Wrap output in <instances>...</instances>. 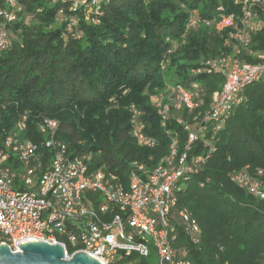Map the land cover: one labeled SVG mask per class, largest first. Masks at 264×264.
Masks as SVG:
<instances>
[{"label":"trees","instance_id":"trees-1","mask_svg":"<svg viewBox=\"0 0 264 264\" xmlns=\"http://www.w3.org/2000/svg\"><path fill=\"white\" fill-rule=\"evenodd\" d=\"M18 2V17L27 22H16L17 17L7 24L12 43L0 51V141L25 114L26 127L18 134L40 145L48 134L39 130V123L54 119L56 136L69 154L89 156V168L114 174L124 188L132 161L151 167L168 151L170 136L160 126L152 97L166 85L188 87L197 81L205 92L199 110H205L223 75L190 70L230 53L226 31L213 28L216 8L222 5L239 15L233 0H110L100 6L96 24L80 9L78 24L68 30L56 14L60 8L68 14L69 2ZM5 6L0 0V8ZM190 17L196 19L192 26ZM253 53L264 54L263 31L251 35L240 58L256 63ZM243 94L245 99L218 133L216 151L176 191L178 207L188 208L201 229L198 243L182 235L175 243L184 247L192 264H264V200L227 176L245 166L264 171V80ZM131 105L143 113L144 131L156 140L154 147L136 144ZM168 127L179 131L181 148L185 134L172 123ZM39 151L47 164L52 151ZM74 250L67 247L68 255Z\"/></svg>","mask_w":264,"mask_h":264},{"label":"built area","instance_id":"built-area-1","mask_svg":"<svg viewBox=\"0 0 264 264\" xmlns=\"http://www.w3.org/2000/svg\"><path fill=\"white\" fill-rule=\"evenodd\" d=\"M59 1L69 2L68 14L60 8L56 20L66 22L70 30L78 24L80 9L85 19L96 24L100 6L110 0ZM5 4L0 8V51L12 43L7 24L22 12L18 0H5ZM233 4L239 5L238 16L219 5L213 22L216 32L226 31L224 43L230 53L205 59L190 70L192 74L221 73V88L211 95L205 110H199L205 92L197 81L188 87L166 85L152 97L160 126L170 136L168 151L151 167L132 161L126 188L114 174L101 167L89 168V156L69 154L67 144L56 136V120L43 118L39 123V130L48 134L40 145L18 134L26 127V115L17 120L15 130L0 141V244L15 252L26 241L59 243L66 257L71 247L101 264H153V259L156 264H192L184 247L175 243L181 235L198 243L201 229L188 208L178 207L176 191L216 151L218 133L245 99V88L264 80L263 53L252 54L259 59L256 63L240 58L251 35L264 32V0H233ZM195 23L190 17L189 25ZM129 109L136 144L154 147L156 140L144 131L143 113L133 105ZM169 123L185 134L181 148L179 131L169 129ZM39 147L52 151L45 165ZM227 176L264 200L263 169L250 171L245 166Z\"/></svg>","mask_w":264,"mask_h":264},{"label":"water","instance_id":"water-1","mask_svg":"<svg viewBox=\"0 0 264 264\" xmlns=\"http://www.w3.org/2000/svg\"><path fill=\"white\" fill-rule=\"evenodd\" d=\"M0 264H101L96 258L74 252L66 257L63 245L42 240L18 244L13 252L5 243L0 244Z\"/></svg>","mask_w":264,"mask_h":264},{"label":"rangeland","instance_id":"rangeland-1","mask_svg":"<svg viewBox=\"0 0 264 264\" xmlns=\"http://www.w3.org/2000/svg\"><path fill=\"white\" fill-rule=\"evenodd\" d=\"M86 17H88V19H91L92 17L91 16H89L88 14L86 15ZM99 19V18H98ZM16 22H20V23H25V22H27V20H25V19H23L22 17H18V20L16 21ZM20 29V27H17V28H15L14 30H12V34L15 36V33L16 32H18V30ZM181 186H182V184H181ZM152 263L153 264H156V259H153L152 260Z\"/></svg>","mask_w":264,"mask_h":264}]
</instances>
